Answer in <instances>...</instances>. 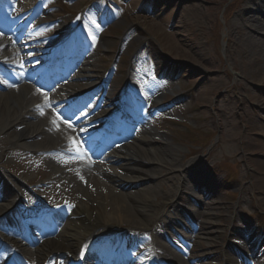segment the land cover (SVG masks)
Returning <instances> with one entry per match:
<instances>
[{
    "label": "rangeland",
    "instance_id": "obj_1",
    "mask_svg": "<svg viewBox=\"0 0 264 264\" xmlns=\"http://www.w3.org/2000/svg\"><path fill=\"white\" fill-rule=\"evenodd\" d=\"M236 1L150 0L158 5V16L155 17H149L144 11L123 13L122 1H117L116 7L110 2L109 7H114L113 10L120 14L116 15L115 19H122L101 33V36H97L99 32L92 34L91 29L86 28V22L82 20L84 29L86 28L85 34L89 38L99 39L97 52L90 51L91 45L88 47L93 58L89 66L90 76L98 77L100 81L108 74L118 55L114 65L116 72L108 80L110 81L109 99L111 98L112 102L114 100L116 105L108 109V116H112L110 111L115 110L118 105V96L126 82L127 66L131 65L133 70L131 74L129 73L131 83L137 94L143 91L148 103L146 105L138 102L144 113L143 126L140 127H143L142 129L148 134L145 138L152 139L153 149L156 153L160 152L158 155L163 161L169 159L176 161L175 168L168 170L163 166L148 164L143 156H136L133 163L136 171L118 170L129 177L139 178L138 182L134 181L135 193L122 188L121 185L116 186V189L122 193H130L135 200H139L135 189L151 184L157 189L158 196L150 198L148 202V211L152 219L145 224V228L129 227L128 222L121 220L122 223L116 224L117 227H110L108 232L126 233L136 245L139 243L147 245L139 236V232H147L148 235L153 227L157 229V220L165 212L167 204L177 197L178 203L179 200L185 202L186 210L195 209L206 214V217L201 219L203 231L199 230L195 234L192 253L189 256L194 261L202 258V264H225L224 260L227 256L233 261L230 253L233 248L242 252L248 264H264V176L260 175L257 168L258 157H263L255 155L259 153L258 150L254 151L255 154L247 156L248 153L244 152L242 147V134L235 135V138H231L234 134L227 135L232 120L240 119L249 123L254 115L264 113L263 108L256 112L250 105L252 94L263 95L264 90L260 88V91H255L254 88L257 87L240 81L237 75L238 53L235 49H231L232 44L228 41V36L233 35L227 29L228 24L234 22L238 16L243 17L246 7L241 1L240 4L238 3V9H234L228 19L223 18L227 6ZM104 2L108 3V0H70L63 4L60 0H44L45 11L48 7H53L51 16L56 22L50 31L57 36V33L64 30V25L69 29L70 21L75 19V15L76 18L82 16V12L89 4L90 12H93ZM134 4L135 1H129L133 11L137 7ZM15 9L12 6L8 10ZM167 10L168 15L162 19ZM154 11L156 12L155 9ZM33 34H35L34 30L28 31L24 40ZM3 41H6V38ZM141 52L152 54L161 67L169 66L167 70L175 81L170 82L168 87L159 80L146 81L145 76L148 74L155 79V73L153 70L144 69L147 63L139 55ZM1 76L3 77L0 72ZM65 82L69 83V90L88 89L86 85L81 86L79 79L67 78ZM160 94L164 96L153 103L154 97L150 96ZM174 97L177 98L176 101L173 100ZM167 101H173L178 106L166 110L164 114L167 116L159 118L156 108ZM89 105L91 106V100L86 102L84 110ZM171 119H178L180 122L177 124L167 122ZM263 121L264 118L260 120L261 123ZM184 125L189 126L186 127L187 130ZM239 131L243 133L242 128ZM14 135H16L14 131H3L0 127V155L7 149L14 150L6 152L4 160H0V172L12 180L21 178L26 181L29 189H35L36 185L53 176L52 159L44 154L32 159H23L22 154L17 155L19 153L17 150L24 147V140L15 139L16 148H9V141L14 139ZM199 135L204 138L200 143L206 140L212 143L208 147L204 144L196 147L195 137ZM187 136L194 142H190ZM129 142L130 139L124 143L128 145ZM130 150L134 151L131 148ZM155 166L158 170L157 177L154 180L144 179L146 176L140 171ZM97 176L100 181L115 185L111 177L107 178V175L100 174ZM195 179H205L210 184H214L215 192L203 197L192 187L195 185L192 180ZM126 183V185L132 184L129 181ZM0 184V189L5 190L2 183ZM44 192V200L53 205L69 199V204L72 206L77 201L76 197L67 195L68 193L62 189L48 188ZM258 192L261 195H256ZM189 196H193L194 202L189 200ZM132 205L135 208L139 206L136 203ZM180 222L185 224L183 220ZM207 231L210 234H207ZM67 232L71 233L69 230ZM154 234L152 232L149 236L156 245L158 255L166 257L174 255V250L162 237ZM49 254L50 252L47 256ZM183 258L185 259H182L183 263L192 264L185 257ZM236 260L232 264H241L237 258Z\"/></svg>",
    "mask_w": 264,
    "mask_h": 264
},
{
    "label": "bare ground",
    "instance_id": "obj_2",
    "mask_svg": "<svg viewBox=\"0 0 264 264\" xmlns=\"http://www.w3.org/2000/svg\"><path fill=\"white\" fill-rule=\"evenodd\" d=\"M18 1L20 4H24L23 0H17V2ZM133 1L136 2L134 5L137 6L143 0ZM147 2H150V0H144V5H149ZM256 3L257 4L249 0V6H246L243 17H236L234 22L228 24L227 29L233 33L232 36H228V41L232 44L231 49H235L238 53L239 64L237 65V75H239L240 81H243L246 85L255 86L257 87L254 88L255 91H260V88L264 90V0H257ZM148 8L150 9L151 7L148 6ZM167 13L168 10L163 14L162 19H165L168 15ZM3 30L17 37L15 29L6 27L3 28ZM20 47V52L28 49L27 46L23 44H20ZM23 60H25V58L19 59L16 54L11 55L5 51L0 44V65L4 67L3 70H5L8 76L5 77L7 81L2 82L0 80V89H2L0 93V127L3 128V131H14V134H16L13 136L14 139L9 141V148H16L17 143L15 139L19 141L22 139L25 141V147L27 149H35L34 147H36L38 148L36 150L41 153L56 150L53 153L58 156L60 164L53 161L51 163V169L54 173H58L60 170L57 168L61 166L66 167L67 172H63L61 175L62 179H60L61 181L64 180L61 188L64 192L68 193H66L67 195L71 194V196L73 195L76 197L77 201L74 203L75 209L73 211L67 207L65 210L58 211L54 215L52 228L48 231L47 236H45V239L47 237V241L37 243L33 250L35 251L34 253H31L29 250H22V263L18 262L17 264H37L40 260L43 262L49 252L53 253L55 256L60 254L58 258H52V264L64 262L66 259L71 258L72 255L73 258L78 254L79 257L81 255L85 257L87 253H82L80 251L81 244L83 243V248H85L89 244V241L96 237L108 235L103 232L106 230L108 231L110 227H117L116 224L122 223L121 220L128 222L129 227L135 226L137 228H145V224L149 223L152 219V215H150V211H148V202L150 198H156L158 196L157 189L151 184L137 190L135 189L136 193L139 195V200H135L133 195L130 193H122L120 190L116 189V186L121 185L122 188H127L129 186L128 189L132 191L135 187L134 181L138 182L137 180H139V178L129 177L126 174L120 173L118 170L126 169L131 172L136 171V167L133 165L136 156H145L148 164L163 166L168 170L175 168L176 161L173 159L163 161L160 155H158L160 152L156 153L152 148L147 147L143 149L141 146H149L152 142L149 139H145V131H140V133L144 132L140 140L135 138L136 142L135 139L131 142L134 147L128 146V148L120 146V149H115L114 146L118 145L128 132L125 129H127L130 124V129L135 130L137 121L126 124L124 128L125 131L122 133L109 127V125L104 128L106 132L107 129H109V137L103 144L98 141L100 147H98L96 152V155H100L102 160L105 161L103 165L95 163V168H93L89 165V161L85 157L82 159H74L72 155L78 154L80 149L78 142L73 138V134L76 133L81 137L91 138V140L97 141L102 131L101 128L105 123V121L102 120L105 118V111H101L98 116L94 113L97 109L95 107H105L107 99L103 98L99 102L95 101L93 110L89 111L91 108L89 107L87 109L88 111L84 112V115L87 114V116L81 115V117H84L80 120L76 118L73 119L74 126L83 127L81 129H73L63 121V118L61 120L59 117H62L60 113L72 115L74 111L72 105L75 100V97L72 96L78 94V91L66 93L61 100L57 95L56 89L53 88L45 94L48 98L43 95L37 101L33 94H28V92L24 93L25 89H20L19 91H17V89L13 90L17 91L15 93L12 90H8L9 87L16 86L20 81L27 78L28 75H31L30 71H32L33 68H30L29 71L20 66L19 62ZM56 67L58 68L59 64H57ZM72 67L75 66L73 65ZM80 68L81 70L78 76L86 77L89 72L88 67L82 64ZM23 84L24 82L21 83V87ZM258 95L252 94L250 97V105L256 112H259L261 108L264 110V94ZM60 101L64 102V104L59 105ZM8 104L9 107H7ZM67 106H70L71 110H67ZM260 113L254 115V118L250 119L249 123L240 119H237V121L232 120L228 127L230 131L227 132V135L234 134L231 138H235V135L242 134V147L244 152L248 153L247 156L255 154L254 151H259V153L255 155H260L263 158L258 157L257 168L260 175L264 176V121L263 123L260 122V120L262 121L264 118V113L263 115ZM97 121L100 123L94 124ZM57 123H59V125ZM221 127H223V124H221ZM240 128L243 129V133H240ZM70 142L73 147H69ZM139 143L141 145H139ZM112 147H114V150L109 151L108 149H113ZM130 148L135 151V155L134 151L130 150ZM11 150L14 151L13 149ZM8 151L10 150L7 149L0 155V160H4V154ZM62 151L66 154H63ZM68 167H71V169H68ZM97 170H101V172L109 175L108 178L111 176V181L115 183V185L100 181L99 177L95 174ZM157 171V166H155L149 170H141L140 173L146 176L144 179L154 180L157 177ZM50 180L47 184L54 182L55 177L53 176ZM61 181H57L56 184H60ZM126 181L132 182V184L126 185ZM194 181L197 182L198 187L202 188L204 194L212 195V193L215 192V185L212 183L210 184L207 180L195 179L193 182ZM0 182L5 187V193L0 197V201L10 196H14L16 199L20 200L24 196V193L21 192V190L24 191L22 179L15 178L12 180L0 172ZM169 193L170 191L168 194ZM256 195H261V193L258 192ZM165 196L168 197L166 194ZM133 203L139 206L135 208L132 205ZM9 205L11 206V203L0 206V210L2 207L7 209ZM183 213H185L183 217L187 223L183 231L175 232L174 237H170L169 235L163 237L176 252L174 255H169L170 257L155 258L150 264H183L181 257H188L191 253V247L194 241L193 233L195 230L203 231L202 224L199 220L203 217V214H200L198 211H187ZM62 221L65 225L64 230L58 233L57 237L53 236L56 234L58 225ZM178 222L179 221L175 219L168 223L166 227L167 231H170V229L174 230L173 226L177 225ZM100 228V232L96 231ZM68 229H70L69 231L73 234L68 233ZM206 233L210 234L209 231ZM165 234L167 233L165 232ZM14 252L13 250L8 251L7 248H1L0 264L3 263V259L6 255L7 258L9 255L10 257H14ZM90 252L91 250L88 254ZM238 256L240 257V255ZM240 258L243 260V263H246L244 258ZM197 259L195 264H202V259ZM189 260L192 261L191 259ZM226 260L227 262L229 261L228 256ZM133 264H136V262H133Z\"/></svg>",
    "mask_w": 264,
    "mask_h": 264
},
{
    "label": "snow or ice",
    "instance_id": "obj_3",
    "mask_svg": "<svg viewBox=\"0 0 264 264\" xmlns=\"http://www.w3.org/2000/svg\"><path fill=\"white\" fill-rule=\"evenodd\" d=\"M93 43H95V40L93 39ZM67 110H71L70 106H67ZM77 113L76 112H72V115H64L63 113H60V115L62 116V118L69 122L68 126L69 127H74V121H73V116H75ZM69 147H73L72 143L70 142Z\"/></svg>",
    "mask_w": 264,
    "mask_h": 264
}]
</instances>
